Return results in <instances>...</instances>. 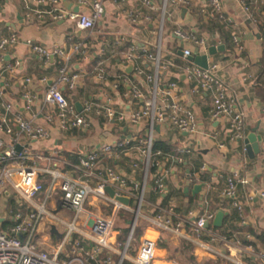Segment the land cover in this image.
<instances>
[{
    "label": "crops",
    "instance_id": "0c3cea01",
    "mask_svg": "<svg viewBox=\"0 0 264 264\" xmlns=\"http://www.w3.org/2000/svg\"><path fill=\"white\" fill-rule=\"evenodd\" d=\"M45 1L43 4L33 5V8L47 11L51 5ZM58 1L63 10L79 11L75 0ZM149 1L155 8L152 11L142 7L139 0H124L122 3L102 0L103 12L93 32L87 35L67 20L52 21L46 14H42L40 19L25 17V0H0V36L15 34L17 38L16 44L7 48L0 60V115H4L6 126L11 130L10 134L0 130L3 146H7L13 135L18 134L13 117L19 116L32 125L39 126L46 133V137L34 140L18 136L16 146L21 148L20 152L28 154L25 164H32L38 169L55 168L69 176L75 175L73 165L78 156L91 150L97 151L103 144L120 139L143 140L150 136L151 141H159L168 148L162 156L160 153L153 156V160L159 164L156 170H169L165 178L166 193L156 195L152 191L155 172L145 175L139 216L133 226V229L138 230V237L127 238V235L125 239L117 238L119 231L112 228L107 239L112 250L103 249L92 260H85L82 252L73 248L72 241L82 239L70 238L59 251L60 262L75 256L79 263L73 264H130L140 241L149 239L155 247L151 264H198L203 260L232 264L230 259L240 260L245 264H262L247 254V246L253 253H264V200L257 195L264 192V8L260 4L264 0H246V12L236 0H218L221 18L211 13L209 0H189L186 6L167 3L160 35L154 33L152 22L159 13L162 0ZM135 10L149 15L151 23L129 24L123 12ZM176 29L202 38L204 45L196 47L191 42L178 40L172 35ZM119 37H123L125 42L116 44L115 40ZM26 40L46 50L57 47L62 55H52L43 62L25 44ZM75 44L81 47L78 52L71 51ZM130 45H134L136 49L132 52V57L126 60L125 55L129 54L127 49ZM156 46L159 48V69L156 72L155 86L163 89L168 82H175V90L170 92L171 98L192 113L196 124L194 134H183L158 125H153L149 130L144 119L138 120L134 125L123 121L115 124V127L93 114H90V126L85 130L59 127L53 107L43 102V96L60 66L66 63L68 69L79 76L73 90L59 87L73 108L74 102L81 109L82 102L88 100L127 115L139 107V102L131 97L132 90L149 95L152 83L146 82L144 75H136L134 68L139 67L143 74L154 75L153 65L145 59V54H154ZM217 46H223V50L207 54L208 48ZM183 49L189 50V57L192 59L205 55L207 65L214 64L217 67L227 95L242 114L241 140L229 138L225 120L210 119V93L193 92V82L184 72L190 61L187 60L188 57L182 58ZM99 62L105 71L104 80L95 78L94 69ZM8 68L11 71L8 72ZM41 78L45 81L41 82ZM3 82L7 85L4 86ZM113 84L117 85L115 89ZM25 94L33 97L28 105L23 97ZM5 105L9 106L7 112L4 111ZM74 111L79 112L75 108ZM251 131L259 137V141L258 152L249 158L242 140ZM184 148H188L189 152L177 153ZM174 156L180 158V163L176 164L171 160ZM135 163L133 168L131 165ZM97 165L99 168L109 166L116 174L129 180L141 182L143 179L141 158L134 146L123 152L114 151L110 157L99 154ZM232 176L247 182L235 185L234 201L240 206V211L232 206L230 199L222 195L225 179ZM195 185L200 188L192 194ZM19 199L9 188L1 190L0 231L7 232L13 224V214H27L26 204ZM125 199L127 205L124 206L127 210L122 211L131 215L130 221L126 223L129 234V222H132L129 210L133 208L134 200ZM54 201L53 198L49 203L50 208L57 205L60 213L57 216L69 220L71 212L60 208ZM90 203L92 206L85 208L92 214L107 213L108 207L96 201ZM158 206H172L180 216H185L188 212L199 215L212 212L214 217L216 212H222L224 215L220 227H213L211 220L206 229L216 233L219 238H225L226 242L221 239L211 243L215 254L209 255L199 246L207 241L204 236L195 238L186 229L172 233L152 228L147 218L151 217ZM84 220L82 218L80 225L84 224ZM115 222L117 223V215L113 227ZM119 226L121 227V223L117 225ZM52 227L54 233L51 231ZM58 227L61 226H48L46 222L38 224L31 243L37 249L52 255L61 241L63 229L60 231ZM234 239L238 242L237 247L233 243ZM81 245L86 250L92 247V243L84 239ZM239 247L246 248L245 252L237 254L241 250ZM105 259H108V263L104 262Z\"/></svg>",
    "mask_w": 264,
    "mask_h": 264
},
{
    "label": "built area",
    "instance_id": "2783aa9c",
    "mask_svg": "<svg viewBox=\"0 0 264 264\" xmlns=\"http://www.w3.org/2000/svg\"><path fill=\"white\" fill-rule=\"evenodd\" d=\"M47 1L51 7L44 12L33 8V5L43 4L46 2L45 0H25V17L40 19L42 14H46L52 21L67 20L73 23L77 30L89 35L93 32L103 12L102 0H75V4L79 8V11L76 12L61 9L58 0ZM123 1L115 0V2L119 3ZM236 1L244 12L248 10L246 0ZM139 2L142 7L149 11L155 9L149 0H139ZM167 3L175 6H186L189 4V0H162L159 13L154 18V22H152L154 25V33L157 35H160L164 24ZM260 4L264 8V1H261ZM208 7L212 14L221 18V7L218 0H209ZM123 16L131 25H145L152 21L149 15L139 10L125 11L123 12ZM172 35L182 42H191L196 47H202L204 45L202 38L186 34L178 29L173 30ZM232 39L235 41L234 38ZM16 42L17 38L15 34H9L6 37L0 36V60L5 50L16 44ZM124 42L123 37L115 40L116 44H122ZM25 44L43 62H46L52 55H62L61 50L57 47L46 50L30 40H26ZM79 49H81L79 44L71 47L72 52H78ZM135 49L136 47L134 45L128 46L127 50L129 54L125 55L126 60L132 57V52ZM81 52L84 53L83 51ZM181 56L184 59L189 57V50L183 49ZM145 59L152 63L155 74H143L139 67H135L134 72L136 75H144V79L146 82L152 83V87L149 95H144L138 90H132L131 97L133 100L139 102V107L127 115L122 112H117L107 105H101L88 100L82 102L80 111L76 113L72 104L67 101L59 90V87L73 90L79 78L76 73L68 69L66 63L57 69L55 79L47 86L44 92L43 102L53 107L56 121L61 129L78 128L79 130H85L90 126V114H93L115 127V124L123 121L134 125L138 120L144 119L147 122L149 130H151L153 125H158L170 127L179 133L194 134L196 124L192 113L184 109L178 101L171 98L170 92L175 90V82H168L163 89H157L155 86L156 72L159 69L158 46H156L154 54H145ZM216 68L214 64H211L207 65L206 69H202L193 65L191 62H187L184 72L193 82V92L210 93V119L225 120L229 138L231 140H241L243 137L242 114L236 109L233 100L227 95L224 82L218 75ZM94 70L96 79H105V71L101 62L98 63ZM9 71H11L10 68H8ZM40 81L44 82L45 79L41 78ZM3 85L6 86V82H3ZM112 87L115 89L117 85L113 84ZM23 97L27 105L33 99L28 94H25ZM8 109L9 106L5 105L4 111L7 112ZM13 122L17 126L18 134L13 135L7 146H3L0 139V192L4 188H9L26 204L27 214L25 216H21L20 213L13 214V224L7 229V232L0 231V264L79 263L75 256H71L70 259L64 262L58 260L60 249L70 238H81L92 243L91 249L86 250L81 245L82 240L72 241L73 248L82 252L85 260H92L103 249L111 251L112 248L107 239L113 228L117 212L127 210V207L117 200L120 197L134 200V206L129 210L132 214V223L128 234V238H130L135 221L139 216L141 196L145 186V175H147L148 169L157 168L159 165L157 161L153 160V156L158 153L151 154L150 152V136H147L143 140L136 138L132 140L120 139L112 143L103 144L97 151L91 150L80 155L76 159V164L73 165L75 175L69 176L55 168L38 169L32 164L26 165L25 161L28 159V154L25 151L17 154L15 152L18 136L21 135L26 139L34 140L46 137V133L39 126L32 125L29 121H25L19 116H14ZM0 130L6 134L11 133V130L6 126L4 115H0ZM130 143L131 145L129 146ZM262 143L264 144V137L262 138ZM127 146L130 148L134 146L141 158L143 173L141 182L120 176L109 166L99 168L97 165L99 154L110 157L112 152L117 150L123 152ZM188 152V148H184L180 149L177 153L182 154ZM171 160L176 164L180 163L178 156H174ZM131 166L134 168L136 163ZM168 172L169 170L167 168H159L153 174L151 188L156 195L166 193L165 178ZM237 183L244 185L247 182L244 179H236L233 176L226 178L222 195L230 199L232 206L240 211V206L234 201L235 185ZM105 187H108L112 191V196H109L104 191ZM257 195L264 200V192H259ZM53 198L59 204L60 208L71 212L69 220H64L49 212L47 204ZM90 201L100 202V204L108 207L107 213L94 215L89 212V209L85 208V206H92ZM82 218L85 219L84 224L80 225ZM212 218V212L200 215L188 212L185 216H180L173 210L172 206L166 208L158 206L147 220L151 227L158 231L178 233L186 229L195 238H200L201 236L206 237L207 241L200 243L199 246L207 254L214 255L215 252L211 248V243L221 239L225 243L226 239L219 238L216 233L206 229V226L211 222ZM43 222H46L48 226L59 225L63 229L60 236L61 241L56 246L52 255H48L46 252L37 249L31 244V238H35L37 225ZM18 235L24 238L22 242L18 240ZM233 241L237 247L238 242L235 239ZM154 249L153 241L142 239L138 245L136 254L130 260V264H151L154 258ZM245 249L238 250L237 254L245 252ZM247 254L264 264V253H253L250 247L247 246ZM104 262L108 263V259H105ZM230 262L232 264H245L240 260L230 259Z\"/></svg>",
    "mask_w": 264,
    "mask_h": 264
},
{
    "label": "water",
    "instance_id": "95a60500",
    "mask_svg": "<svg viewBox=\"0 0 264 264\" xmlns=\"http://www.w3.org/2000/svg\"><path fill=\"white\" fill-rule=\"evenodd\" d=\"M75 11L76 10L74 9L73 12H75ZM183 11L184 10L182 9L181 12H183ZM222 50H223V46H217L216 48L210 47L207 50V54L208 55H212L215 52H221ZM187 60L190 61L193 65H195V66H197L199 68H202V69H206L207 68V62H206V56L205 55L197 56V57H195L193 59L191 57H188ZM130 69H131V67L128 70H130ZM73 105H74L75 110L79 111V109H80L79 104L77 102H74ZM258 141H259V137L254 134V131H251L246 136V138L242 140L245 152H246V154H247V156L249 158H252L253 155L258 152ZM20 150H21V148L19 146L15 147L16 154L19 153ZM199 188H200L199 185L193 186L191 193L194 194V193L198 192ZM104 191L109 196H112V191L108 187H105ZM117 200L119 202H121L123 205H127V200L125 198H117ZM223 215L224 214L222 212H220V211L215 213V215H214V217L212 219V226L213 227H220ZM131 223L132 222H129V224H131ZM51 231H52V233H54L55 230H54L53 227L51 228Z\"/></svg>",
    "mask_w": 264,
    "mask_h": 264
},
{
    "label": "trees",
    "instance_id": "16d2710c",
    "mask_svg": "<svg viewBox=\"0 0 264 264\" xmlns=\"http://www.w3.org/2000/svg\"><path fill=\"white\" fill-rule=\"evenodd\" d=\"M120 90V87L118 88ZM62 94V93H61ZM131 145V143L129 144V146ZM129 146L125 147L128 148ZM168 151V148L165 144L159 142V141H151V145H150V152L151 154H155V153H160V155L162 156L163 154H165ZM156 171V168H150L147 171V174H153ZM122 214V218L121 219H117V225L121 223V227H117L118 229V233L119 236L117 238H123L125 239L128 235V226H127V222L130 221L131 219V215L129 213L123 212V211H119L117 212ZM211 230H217L215 228H211ZM134 236H136V238L138 237V230H136L135 228L133 229L132 233H131V237L133 238ZM198 264H218L217 261L216 262H212L210 260H203L201 263Z\"/></svg>",
    "mask_w": 264,
    "mask_h": 264
},
{
    "label": "rangeland",
    "instance_id": "374dc122",
    "mask_svg": "<svg viewBox=\"0 0 264 264\" xmlns=\"http://www.w3.org/2000/svg\"><path fill=\"white\" fill-rule=\"evenodd\" d=\"M169 4V3H168ZM20 200V199H19ZM51 202V200H49V202H48V206H47V209L49 210V212L50 213H52V214H55V215H59L60 213L58 212V206L57 205H55L54 204V206L52 207V208H50V206H49V203ZM55 202V201H54ZM100 203V202H99ZM121 219L122 218V214L121 213H118L117 214V219ZM116 223V222H115ZM58 229L61 231L62 230V228L61 227H58ZM113 229H117V223L114 225V227H113ZM136 229V228H135ZM133 238H136V236H134ZM18 240L20 241V242H22V240H23V238H22V236L21 235H18ZM32 244V243H31Z\"/></svg>",
    "mask_w": 264,
    "mask_h": 264
}]
</instances>
